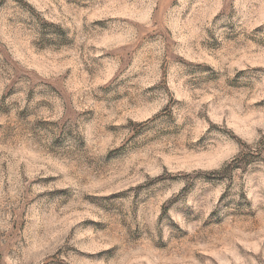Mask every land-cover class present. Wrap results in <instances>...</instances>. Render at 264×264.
I'll return each mask as SVG.
<instances>
[{"label": "rangeland", "instance_id": "obj_1", "mask_svg": "<svg viewBox=\"0 0 264 264\" xmlns=\"http://www.w3.org/2000/svg\"><path fill=\"white\" fill-rule=\"evenodd\" d=\"M0 264H264V0H0Z\"/></svg>", "mask_w": 264, "mask_h": 264}]
</instances>
